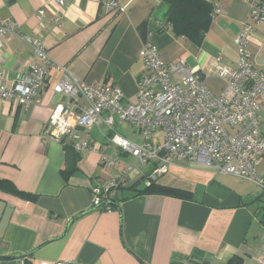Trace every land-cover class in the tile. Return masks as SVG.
<instances>
[{"label": "crops", "instance_id": "0c3cea01", "mask_svg": "<svg viewBox=\"0 0 264 264\" xmlns=\"http://www.w3.org/2000/svg\"><path fill=\"white\" fill-rule=\"evenodd\" d=\"M63 1L59 6L54 0H0V20L19 27L0 50V85L10 84L27 63H38L23 36L37 35L51 61L44 89L28 108L0 99V257L24 256L0 264H180L188 257L205 264H259L264 257L260 187L174 161L154 183L163 192L138 194L155 164L136 167L133 157L108 141L104 127L76 129L97 148L77 157L70 139L62 145L44 133L55 106L67 100L52 90L64 74L61 68L87 85L117 86L124 102H133L144 75L139 51L148 44L168 64L184 58L220 93L224 84L214 69L219 60L236 67L233 40L248 19L250 2L258 0H205L220 5L221 13L211 19L200 47L172 34L162 0H117L121 12L109 11L103 0ZM41 7L43 27L35 18ZM248 49L253 66L264 72V26H254ZM260 127L264 135V107ZM113 131L119 134L115 126ZM155 135L160 141V133ZM101 154L134 170L110 212L91 210V189L120 170L103 169ZM71 166L73 171L67 170ZM257 174L264 180V156Z\"/></svg>", "mask_w": 264, "mask_h": 264}, {"label": "built area", "instance_id": "2783aa9c", "mask_svg": "<svg viewBox=\"0 0 264 264\" xmlns=\"http://www.w3.org/2000/svg\"><path fill=\"white\" fill-rule=\"evenodd\" d=\"M54 1L59 6L64 4L63 0ZM103 1L109 11H124L117 0ZM220 13V5L214 4L212 19ZM44 17L45 9L41 7L35 14L39 27H43ZM254 26H264V0L250 2L248 19L233 40L237 48L236 67L229 68L219 60L214 69V75L224 84L220 93L211 91L201 73L187 67L184 58L168 64L162 60L158 48L150 44L139 51L144 75L133 102L125 103L117 86L87 85L61 68L64 74L52 90L67 100L55 106L44 133L62 145L65 139H70L72 149L84 154L97 148L76 129L89 131L104 127L109 132L108 141L118 151L133 157L136 167L155 164L145 178L146 186L166 174L174 161H190L264 190V180L257 174L264 156V135L260 127L264 72L253 66L248 49ZM18 28L12 22L0 20V50ZM22 39L30 45L38 63H27L10 84L0 85V99L14 107L28 108L44 89L51 61L37 35L29 34ZM124 124L132 126L142 139L140 144L113 131L115 125ZM157 133L160 141H155ZM99 165L103 169L115 166L120 169L107 183L98 181L91 189L93 207L110 212L117 191L126 185L134 170L106 154L100 155ZM180 264H205V260L188 257ZM259 264H264V257H260Z\"/></svg>", "mask_w": 264, "mask_h": 264}, {"label": "trees", "instance_id": "16d2710c", "mask_svg": "<svg viewBox=\"0 0 264 264\" xmlns=\"http://www.w3.org/2000/svg\"><path fill=\"white\" fill-rule=\"evenodd\" d=\"M162 1L168 6V10L165 14V24L170 27L172 34L177 38L183 37L190 41L194 46L200 47L210 26L214 4L208 3L205 0ZM66 149L70 150L69 147ZM72 154L74 157L79 156V153L77 152H73ZM73 169L74 167L71 166V168L68 167L67 170L73 171ZM163 191V188H157V186L152 183L144 188V190L137 191V193L153 194ZM236 263L237 262H234L232 264Z\"/></svg>", "mask_w": 264, "mask_h": 264}, {"label": "rangeland", "instance_id": "374dc122", "mask_svg": "<svg viewBox=\"0 0 264 264\" xmlns=\"http://www.w3.org/2000/svg\"><path fill=\"white\" fill-rule=\"evenodd\" d=\"M115 127H117V131L119 132V134H121V136L126 137L127 139H130L132 141H136L139 144L142 142V139L137 137L138 135L131 125H115ZM154 137H156V135H154Z\"/></svg>", "mask_w": 264, "mask_h": 264}, {"label": "water", "instance_id": "95a60500", "mask_svg": "<svg viewBox=\"0 0 264 264\" xmlns=\"http://www.w3.org/2000/svg\"><path fill=\"white\" fill-rule=\"evenodd\" d=\"M116 207H118V206H116ZM97 208H98L97 206H94L91 210H94V209H97ZM80 216H82V215H79V216L75 217L73 220L69 221V223H68V225H67V227H66V230H65V232H64L63 235H65V234L67 233V230H68L69 226L72 224V222H74V221H75L76 219H78ZM63 235H62V236H63ZM62 236H61V237H62ZM61 237H58V238L52 239V240H50V241L58 240V239H60ZM50 241H47V242H50ZM47 242H46V243H47ZM44 244H45V243H44ZM40 247H41V246L37 247V248L34 249L33 251L27 253L25 256H30V255H32V254L35 253V251L38 250ZM23 257H24V256H19V257H0V259H5V258L21 259V258H23Z\"/></svg>", "mask_w": 264, "mask_h": 264}]
</instances>
